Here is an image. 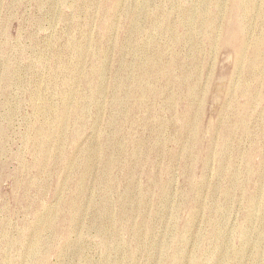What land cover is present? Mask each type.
<instances>
[{
	"label": "rangeland",
	"instance_id": "1",
	"mask_svg": "<svg viewBox=\"0 0 264 264\" xmlns=\"http://www.w3.org/2000/svg\"><path fill=\"white\" fill-rule=\"evenodd\" d=\"M0 264H264V0H0Z\"/></svg>",
	"mask_w": 264,
	"mask_h": 264
}]
</instances>
